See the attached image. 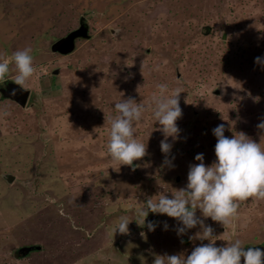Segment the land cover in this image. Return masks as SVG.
<instances>
[{
	"label": "rangeland",
	"instance_id": "374dc122",
	"mask_svg": "<svg viewBox=\"0 0 264 264\" xmlns=\"http://www.w3.org/2000/svg\"><path fill=\"white\" fill-rule=\"evenodd\" d=\"M80 22L90 37L67 55L53 52ZM25 47L36 69L27 104L0 96V264H153L209 243L190 239L199 225L178 235L180 222L166 214L151 231L135 219L148 199L186 186L197 154L206 166L216 160L218 125L264 147V0H0L6 79L18 74L12 54ZM158 84L184 90L179 139L167 141L173 166L151 110L135 124L147 155L135 171L119 166L108 155L107 118L122 100L147 104ZM122 216L133 219L126 235L114 233ZM205 224L217 246L240 239L264 250V200L242 203L227 227Z\"/></svg>",
	"mask_w": 264,
	"mask_h": 264
},
{
	"label": "clouds",
	"instance_id": "9594fccd",
	"mask_svg": "<svg viewBox=\"0 0 264 264\" xmlns=\"http://www.w3.org/2000/svg\"><path fill=\"white\" fill-rule=\"evenodd\" d=\"M82 28L85 30V36L78 33L73 40L74 46L71 52L75 49L76 41L90 37L86 22H80L70 32ZM32 51L31 47H25L12 54L11 62L15 64L18 72L14 80L6 79L10 73V62L0 58V89L4 88V84L6 87L8 83H15L22 90H28L25 104L31 94L26 86L27 82L36 72ZM256 61L260 63L261 59L257 57ZM157 70H159L158 67ZM57 73L54 71L53 75H58ZM54 79L51 78L50 82L54 83ZM157 89L158 94H154L147 104L137 103L132 98L117 102L115 109L118 115L107 118L111 126L106 147L108 155L119 166L126 165L135 171L133 162L147 155L146 144L134 138L135 124L141 121L147 110H151L154 122L159 123L158 130L164 136L160 142L161 151L165 154L164 163L173 166L171 160L168 159L172 144L167 141L169 137L173 141L179 139L180 129L176 122L182 117L179 94L184 90L176 88L170 92L167 84H158ZM12 94L15 95V90ZM7 114L5 112V115ZM257 127L264 130V122L258 124ZM212 131L217 138L216 160L206 166L203 154H197L195 160L200 163L190 165L186 186L172 193L171 198L163 194L156 200L148 199L137 211L139 218L135 219L138 225L143 226L149 212L166 214L180 222L181 226L176 229L178 235L185 234L188 229L199 225L200 231L190 239L207 240L209 243H201L194 247L191 254L186 257L182 254L157 255L153 264H241L242 258L243 264H264V250L258 247L245 248L240 239L223 240L227 243L217 246L214 229L211 225L205 224V219L211 218L212 221L227 227L238 216V209L242 203L249 199L264 200V147L243 132L239 135L234 134L231 138L226 137L224 124L218 125ZM197 210L200 211L203 219L196 215ZM131 220L133 219L126 216L120 217L114 233L118 230L122 235L128 234V225ZM147 226L150 231L155 229L152 222H148ZM164 227L167 229L168 225L165 223Z\"/></svg>",
	"mask_w": 264,
	"mask_h": 264
},
{
	"label": "water",
	"instance_id": "95a60500",
	"mask_svg": "<svg viewBox=\"0 0 264 264\" xmlns=\"http://www.w3.org/2000/svg\"><path fill=\"white\" fill-rule=\"evenodd\" d=\"M78 33L84 34L85 30L84 28L79 29L78 31L75 30L73 32H70L65 37H62L58 39L51 47L53 51H57L61 54H66L72 51L73 49V40L76 38ZM85 36V34H84ZM58 72V70H55V73ZM13 90H15V95H13ZM1 96L3 98H7L10 100H13L20 106H24L26 103V99L28 96L29 91L22 90L20 86L16 85L15 83H8L6 87L0 89ZM14 176L12 174L7 175V182H12ZM156 218V214H153L149 212L148 216L145 218V225H148V222H154ZM148 227V226H147Z\"/></svg>",
	"mask_w": 264,
	"mask_h": 264
},
{
	"label": "trees",
	"instance_id": "16d2710c",
	"mask_svg": "<svg viewBox=\"0 0 264 264\" xmlns=\"http://www.w3.org/2000/svg\"><path fill=\"white\" fill-rule=\"evenodd\" d=\"M32 245H35V244H32ZM29 246H31V245H27V247L25 249H23L22 251H20V249H18L17 247H15V248L12 249V253H14V256L17 257V258L23 257L22 255L23 254L25 255L26 252L29 250V248H30ZM16 249H17L18 253L16 252Z\"/></svg>",
	"mask_w": 264,
	"mask_h": 264
},
{
	"label": "flooded vegetation",
	"instance_id": "af4514ba",
	"mask_svg": "<svg viewBox=\"0 0 264 264\" xmlns=\"http://www.w3.org/2000/svg\"><path fill=\"white\" fill-rule=\"evenodd\" d=\"M70 32V31H69ZM4 87H5V84H4Z\"/></svg>",
	"mask_w": 264,
	"mask_h": 264
}]
</instances>
